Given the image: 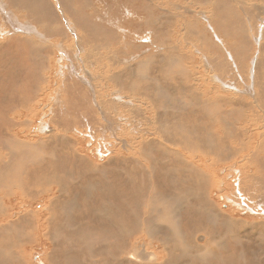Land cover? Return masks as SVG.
I'll return each instance as SVG.
<instances>
[{"label": "rangeland", "instance_id": "rangeland-1", "mask_svg": "<svg viewBox=\"0 0 264 264\" xmlns=\"http://www.w3.org/2000/svg\"><path fill=\"white\" fill-rule=\"evenodd\" d=\"M58 1L66 17L52 11L56 34L39 38L44 49L30 38L38 34L12 32L11 19L0 18V30L29 39L19 42L22 60L0 65V134L13 133L0 148V264H140L121 259L135 235L140 250L157 251L143 264H264V0ZM11 4L0 11L24 6ZM137 171L139 199L124 195L118 204L105 193L118 180L117 196ZM169 195L181 196L174 218H184L172 225L184 239L161 223ZM170 244L184 254L170 258ZM204 245L216 253H200Z\"/></svg>", "mask_w": 264, "mask_h": 264}, {"label": "bare ground", "instance_id": "bare-ground-1", "mask_svg": "<svg viewBox=\"0 0 264 264\" xmlns=\"http://www.w3.org/2000/svg\"><path fill=\"white\" fill-rule=\"evenodd\" d=\"M23 2L24 4V6H19V7H21L22 9H20V10H18L17 8H15L16 9V12H14V10L13 11H9V10H7V8L6 9H3V13L1 12L2 11V8L4 7V6H10V8H12V4H11V2L13 3H15V2ZM42 1L43 0H0V9H1V11H0V18L3 20V22H5L6 20H8V19H11V24L10 25H13V27H12V29H13V31L12 32H24L25 30H27V31H33L34 32V34H38V36H36V38H34V37H30L33 41H35V44H36V46H37V48H43V47H45V46H43L42 45V41L43 40H41V39H39V38H44V37H46V36H48V37H50V35H47V34H51V35H53V34H56V30L54 29V27L50 24V22H51V19H52V15L51 14H53L52 13V11L58 16V14H59V17H61L60 19L62 20V18H64V17H66V16H64V12H62V10L60 9V8H58L59 7V1L57 0L56 2L58 3V5H56L53 1V3H51L50 5L49 4H44V6L42 7V5H43V3H42ZM50 1V0H49ZM238 1V0H237ZM25 3H26V5H25ZM47 3V2H46ZM4 4V5H3ZM11 4V5H10ZM238 5V4H237ZM13 7H14V5H13ZM19 12H21V13H23L24 15H26V16H28V17H30L29 18V22L30 23H28V22H23L22 21V19L20 18V16L17 14V13H19ZM20 14V13H19ZM24 15H22V16H24ZM25 17V16H24ZM56 18V17H55ZM24 19V18H23ZM58 19V18H57ZM57 23V22H56ZM31 24H33V25H31ZM59 24V23H58ZM28 25H30V26H28ZM34 25H38V27L40 26V27H42V29H44V26H45V29H44V31H45V33H42V32H40V29H37V28H35L34 27ZM61 27V26H60ZM237 28V27H236ZM218 30V29H217ZM10 30H0V55H1V59H2V61H1V63H0V65L2 64V70H4V68L5 67H8V61H9V64L11 63V62H15V59H20V60H22L23 59V57H22V55H19V53H18V51H19V47H20V45H19V42H28L29 41V39H27V37L25 38V37H23V35L21 36V35H19V36H12V35H9V32ZM11 32V31H10ZM47 33V34H46ZM214 33V32H213ZM212 33V34H213ZM2 34H6V37L4 36V35H2ZM41 34V35H40ZM9 35V36H8ZM40 35V36H39ZM214 35V34H213ZM4 36V37H3ZM217 36V35H216ZM248 38V37H247ZM220 39V38H219ZM221 40V39H220ZM26 43L25 44H23V45H26ZM32 43V42H31ZM44 43V42H43ZM28 44V43H27ZM28 46V45H27ZM35 46V45H34ZM33 46V47H34ZM49 46V45H48ZM31 48V47H30ZM35 48V47H34ZM44 49V48H43ZM43 49H41V50H43ZM37 54V53H36ZM39 58V57H38ZM153 59V58H152ZM40 60V59H39ZM37 61V60H36ZM16 65V64H15ZM100 65V64H99ZM40 67V66H39ZM37 68V67H36ZM26 69V68H25ZM39 69V68H38ZM42 70V69H41ZM46 71V70H45ZM74 72V71H73ZM76 72V71H75ZM40 76H42V75H40ZM1 77V76H0ZM24 77V76H23ZM28 77V76H27ZM67 79V78H66ZM21 81V80H20ZM39 81V80H38ZM81 81V80H80ZM27 82V81H26ZM189 83V82H188ZM82 84V83H81ZM194 85V84H193ZM45 86V85H44ZM149 86H150V84H149ZM186 86V85H185ZM148 87V86H147ZM191 87V86H190ZM9 89V88H8ZM18 89V88H17ZM32 89V88H31ZM161 89L162 90H164V91H166V88L165 87H161ZM172 89V88H171ZM52 90V89H51ZM51 90H50V92H51ZM5 91V90H4ZM183 91V90H182ZM0 92H1V90H0ZM41 92V91H40ZM170 92H171V90H170ZM6 93V92H5ZM195 93V92H194ZM238 93V92H237ZM1 94H3L2 92H1ZM193 94V93H192ZM196 94V93H195ZM194 94V95H195ZM5 95V94H4ZM35 95V94H34ZM41 95V94H40ZM171 95V94H170ZM185 95H186V93H185ZM197 95V94H196ZM238 95V94H237ZM1 96V95H0ZM2 97V96H1ZM92 97V96H91ZM171 97H173V96H171ZM191 97V96H190ZM189 97V98H190ZM194 97V96H193ZM8 98V97H7ZM32 98H33V96H32ZM119 98V97H118ZM168 98H170V97H168ZM121 99V98H120ZM120 99H118V100H120ZM196 99V98H195ZM124 100V99H123ZM122 101V100H121ZM244 102V101H243ZM116 105V104H115ZM145 106V105H144ZM169 106V105H168ZM25 108V107H24ZM100 108V107H99ZM118 108V107H117ZM121 112V111H120ZM119 112V113H120ZM100 113V112H99ZM182 113V112H181ZM13 116V115H12ZM14 119V118H13ZM19 119V118H18ZM2 121V120H1ZM15 121V120H14ZM97 121V120H96ZM111 121V120H110ZM59 123V122H58ZM101 123V122H100ZM4 124V123H3ZM55 124V123H54ZM98 124H99V122H98ZM97 124V125H98ZM162 124V123H161ZM179 127H181V125H182V123L181 122H178V123H176ZM5 125H6V123H5ZM100 126V125H99ZM102 126H104V125H102ZM39 127V126H38ZM47 127V126H46ZM65 127V126H64ZM193 127V126H192ZM68 128V127H67ZM199 128H201V127H199ZM11 129V128H10ZM66 129V128H65ZM64 129V130H65ZM113 129V128H112ZM17 130V129H16ZM244 130V129H243ZM15 131V130H14ZM101 131V130H100ZM11 132V131H10ZM16 132H18V131H16ZM64 132V131H63ZM66 133V132H65ZM13 134V133H12ZM12 134H10V133H8L7 135L6 134H0V136H1V138H0V148L2 149V148H4V147H9L8 145L6 146V144L7 143H10V135L12 136ZM85 134V133H84ZM206 134V133H205ZM17 135H18V133H17ZM46 135H47V133H46ZM70 135V134H69ZM15 136V135H14ZM71 136V135H70ZM196 136H197V134H196ZM198 136H200L199 134H198ZM207 136V135H206ZM22 137V136H21ZM21 137H19V138H21ZM63 137H67V136H63ZM16 138V137H15ZM14 138V139H15ZM51 138V137H50ZM70 138V137H69ZM209 138V137H208ZM214 138V137H213ZM53 139V138H52ZM54 139H55V137H54ZM200 139V138H199ZM204 139H206V138H204ZM22 140H23V138H22ZM26 140V139H25ZM69 140V139H68ZM180 140H182V141H180ZM51 141V140H50ZM64 141H65V139H64ZM66 141H67V139H66ZM76 141V140H75ZM78 141V140H77ZM188 140H183V139H177V140H173V141H171V142H176V143H182L183 145H185L183 142H187ZM204 141V140H203ZM69 143V142H68ZM67 143V144H68ZM204 143V142H203ZM206 143H208V144H211V146L213 147V145L215 144V140L214 139H210L209 141H206ZM17 144H19V143H17ZM52 144V143H51ZM198 144H201L202 145V142H201V140H199L198 141ZM10 145H12V144H10ZM22 145V144H21ZM18 146V145H17ZM11 147V146H10ZM74 147H76V146H74ZM78 147V146H77ZM203 147V146H202ZM17 148H19V147H17ZM72 148H73V146H72ZM196 148V147H195ZM200 148V147H199ZM75 149V148H74ZM66 150V149H65ZM255 150V149H254ZM84 151V150H83ZM12 152V151H11ZM27 152H28V150H27ZM40 152V151H39ZM57 152V151H56ZM78 152V151H77ZM69 154V153H68ZM81 154V153H80ZM63 155V154H62ZM70 155V154H69ZM79 155V154H78ZM227 156V155H226ZM64 158V157H63ZM77 158V157H76ZM79 158V157H78ZM77 158V159H78ZM218 159H221V158H218ZM83 160H85V158L83 159ZM261 160V159H260ZM13 162V161H12ZM11 161H10V164L12 163ZM74 162V161H73ZM72 161H71V163H73ZM18 163V162H17ZM21 163V162H20ZM22 164V163H21ZM104 163H102V165H103ZM113 164V163H112ZM18 165V164H17ZM39 165V164H38ZM100 165V164H99ZM98 165V166H99ZM7 166V165H6ZM46 166V165H45ZM110 165H108L107 167H109ZM130 167V166H129ZM13 168V167H12ZM66 169V168H65ZM106 169V168H105ZM104 169V170H105ZM136 170V169H135ZM102 171V170H101ZM51 172V171H50ZM89 172V171H88ZM128 172H130V171H128ZM139 171H137L136 173H134L133 172V177H130L129 179H128V181L130 182H127V181H122V188H120L121 187V185H120V187H119V189H120V191H119V193H118V195L116 196V193L114 192V190H116V187L119 185V181L117 180H115L116 182H113V184L110 186V188L107 190L106 189V192L105 193H111L112 194V196H113V198H115L116 199V197H118L117 199H120V197L121 196H126V195H137V197L136 198H138L139 199V197H141L142 195L141 194H139V192H141L142 194L145 192V186H143L142 184H139V183H135V179H136V174L138 173ZM140 173V172H139ZM150 173V172H149ZM148 173V174H149ZM47 174V173H46ZM130 175H131V173H129ZM151 174V173H150ZM19 175V174H18ZM51 175V174H50ZM89 175V174H88ZM100 175V174H99ZM99 175H97V176H99ZM120 175V174H119ZM174 175V174H173ZM70 176H71V174H70ZM74 176V175H73ZM91 176H93V174L92 175H90V177ZM116 176H118V175H116ZM154 176V175H153ZM102 177V176H101ZM104 177V176H103ZM143 177V176H142ZM150 177V176H149ZM70 178V177H69ZM172 179H174L173 177H171ZM75 178H73V180H74ZM77 179H80V178H77ZM87 179H88V177H87ZM95 179V178H94ZM96 179H98V178H96ZM95 179V180H96ZM120 179H121V176H120ZM124 179V178H123ZM151 179V178H150ZM156 179V178H155ZM154 179V180H155ZM89 180V179H88ZM122 180V179H121ZM120 180V181H121ZM166 180V179H165ZM78 181V180H77ZM80 181V180H79ZM103 181V180H102ZM156 181H157V179H156ZM163 181V180H162ZM5 182V181H4ZM66 182V181H65ZM92 182V181H91ZM152 182V181H151ZM155 182V181H154ZM158 182V181H157ZM164 182V181H163ZM174 182H176L177 184H178V182L177 181H174ZM173 181H172V183H174ZM79 183V182H78ZM144 183V182H143ZM169 183V182H168ZM172 183H171V185H172ZM175 183V184H176ZM1 184H3V183H1ZM74 184H76V183H74ZM74 184H73V186H74ZM101 184V183H100ZM184 184V183H183ZM85 185H87V184H85ZM89 185V184H88ZM87 185V186H88ZM104 185V184H103ZM94 186V185H93ZM92 186V187H93ZM167 186H169V185H167ZM76 187V186H75ZM106 187V186H105ZM157 188V185L155 186L154 185V188ZM165 187V186H164ZM88 188V187H87ZM158 189V188H157ZM175 189V188H174ZM239 189V188H238ZM29 190H31V186H30V189ZM84 191V193L85 192H87V191H85V189H83ZM186 190H189L188 188H186ZM88 191H89V189H88ZM190 191V190H189ZM238 191H240V190H238ZM80 192H81V190H80ZM96 192H98L97 190H96ZM117 192V191H116ZM153 193H155L154 191H152ZM152 192H151V195H152ZM17 193V192H16ZM19 193V192H18ZM92 193H93V191H92ZM91 193V194H92ZM99 193V192H98ZM239 193V192H238ZM49 194V193H48ZM90 194V195H91ZM156 194H158V193H156ZM16 195V194H15ZM18 195V194H17ZM20 195V194H19ZM97 195V194H96ZM106 195V194H105ZM144 195V194H143ZM155 194H153V196H154ZM180 195V194H179ZM80 196V195H79ZM79 196H78V198H79ZM83 196H84V194H83ZM83 196H81V197H83ZM95 196V195H94ZM94 196H92L93 198H94ZM108 196H110V195H108ZM124 196V197H125ZM156 196V195H155ZM159 196V195H158ZM170 196V195H169ZM97 197V196H96ZM145 196H143V198H144ZM157 197V196H156ZM176 197H178V196H176ZM85 198V197H84ZM93 198H91V199H93ZM100 198V197H99ZM142 198V199H143ZM150 199H152L151 197H149ZM154 198V197H153ZM160 198V197H159ZM163 198V197H162ZM180 198H181V196L180 197H178V198H175V196H174V198L172 197V196H170V200L169 199H166V200H168V201H170V204H169V206H165L164 208H163V210H164V215H163V222H162V220H161V218L160 219H158V220H161V223L163 224H165L166 226L168 225V227H170V228H172V230H173V234L175 233V235L173 236L174 238H175V236H177V237H179V238H181V239H184L182 236H180V234H179V232H178V230L176 231V227H174L173 228V226L174 225H172V224H175L176 223V221H177V219H180V217L178 218L177 216L179 215V211H178V214H177V216L175 217V218H177L176 220H175V218H174V216H175V213H177V207H175L174 208V205H173V203H178V202H180L179 200H180ZM196 198V197H195ZM50 199V198H49ZM68 199V198H67ZM71 199V198H70ZM96 199V198H95ZM97 199H98V197H97ZM116 199V201L118 202V204H121V200H117ZM138 199H136V202H138L137 200ZM141 199V200H142ZM157 199H158V197H157ZM165 198H163V200H164ZM78 200H80L81 201V199H78ZM94 200V199H93ZM93 200H91V202H93ZM107 200H110L109 198H103V200H102V202L99 200V202H101V204H103L104 205V203H106L107 202ZM162 202H163V200L162 199H160ZM16 201V200H15ZM40 201V200H39ZM50 201V200H49ZM148 201H149V199H148ZM151 201V200H150ZM160 201V202H161ZM88 202V201H87ZM116 202V203H117ZM153 202H154V199H153ZM164 202H165V200H164ZM12 203V202H11ZM10 203V208L9 209H13V208H18V206L16 205V203L12 206V204ZM78 203H80V202H78ZM151 203V202H150ZM150 203H149V205H150ZM155 203V202H154ZM153 203V204H154ZM181 203V202H180ZM207 203V202H206ZM7 204V203H6ZM26 204V203H25ZM61 204V203H60ZM98 204V203H97ZM101 204L98 206V207H100L101 206ZM123 204V203H122ZM147 204V203H146ZM160 204V203H159ZM166 204V203H165ZM164 204V205H165ZM49 205H50V203H49ZM86 205V204H85ZM95 205V204H94ZM124 205V207H126L127 208V205L126 204H123ZM128 205H130V203H128ZM132 205H134V202L132 203ZM131 205V206H132ZM148 204H147V207H145V208H147V211H149V213H150V211L153 209V208H150V206H152V204L149 206ZM177 205V204H176ZM175 205V206H176ZM210 205V204H209ZM45 206V205H44ZM81 206H83L82 204H81ZM95 206H97V205H95ZM109 206V205H108ZM114 206V205H113ZM131 206H130V209H131ZM178 206V205H177ZM24 207V206H23ZM88 207V206H87ZM86 207V208H87ZM90 207V206H89ZM98 207H96L97 209H98ZM105 207V206H104ZM110 207V206H109ZM120 207V206H119ZM122 207V206H121ZM202 207V206H201ZM254 207V206H253ZM260 207H261V205H260ZM42 208V207H41ZM44 208V207H43ZM101 208H103V207H101ZM110 208H113V207H110ZM125 208V209H126ZM129 208V207H128ZM200 208V207H199ZM204 208V207H203ZM9 209H7V212L9 213L10 211H9ZM23 209V208H22ZM25 209V208H24ZM94 210H95V208H93ZM105 209V208H104ZM107 209V208H106ZM124 209V208H123ZM122 209V210H123ZM124 209V211H127V209L125 210ZM155 209H157L156 207H155ZM159 209V208H158ZM28 210V209H27ZM34 210V209H33ZM33 210H31V211H33ZM47 210V209H46ZM92 210V209H91ZM99 210V209H98ZM98 210H96V211H98ZM103 210V209H102ZM116 210V209H115ZM132 210H134L133 208H132ZM161 210V209H160ZM198 210V209H197ZM254 210V209H253ZM18 211V210H17ZM21 211H23V210H21ZM25 211H26V209H25ZM63 211H65V210H63ZM71 211V210H70ZM100 211V210H99ZM99 211L96 213V214H98V215H100L99 214ZM108 211V210H107ZM107 211H103V212H107ZM129 211V210H128ZM139 211H140V209H139ZM196 211V210H195ZM207 211H209V210H207ZM13 212V211H12ZM46 212H48V210L46 211ZM77 212V211H76ZM87 212V211H86ZM109 212V211H108ZM119 212H121V211H119ZM129 212H131V211H129ZM184 212H186V211H184ZM16 213V212H15ZM59 212H57V214H58ZM82 213V212H81ZM101 213V212H100ZM118 213V212H117ZM135 213L136 214H138L137 213V211L136 210H134V213L133 212H131V214H134V216L133 217H135ZM160 213V212H159ZM158 213V214H159ZM161 213H162V211H161ZM187 213H188V211H187ZM206 213V212H205ZM211 213L213 214V212L211 211ZM211 213H208V215L210 214V216L212 215ZM86 214H88V213H86ZM94 214H95V212H94ZM103 214V213H102ZM107 214H109V213H107ZM110 214H111V212H110ZM151 214V213H150ZM189 214H191L190 212H189ZM194 214V213H193ZM13 215V214H12ZM60 215V214H59ZM84 215V214H83ZM90 215V213L87 215V216H89ZM104 215V214H103ZM139 215V214H138ZM161 215V216H162ZM185 215V213L183 214V216ZM194 215H196V214H194ZM11 216V215H10ZM15 216H16V214H15ZM86 216V217H87ZM92 216H94V215H92ZM91 216V217H92ZM105 216H106V213H105ZM109 216V215H108ZM112 216H114V215H111V217ZM137 216V215H136ZM150 215H148V217H149ZM159 216H160V214H159ZM191 216V215H190ZM52 217V216H51ZM96 217H98V216H96ZM104 217V216H103ZM121 217V216H120ZM148 217H146V218H148ZM154 219H156L157 220V218H155L154 217V215L152 216ZM157 217V216H156ZM203 217V216H202ZM205 217V216H204ZM207 217V216H206ZM11 218V217H10ZM29 218H30V216H29ZM88 218H90V216L89 217H87V219ZM99 218H100V216H99ZM107 218V217H106ZM115 218V217H114ZM117 218V217H116ZM123 218L124 217H121V218H118V219H120V220H123ZM139 218V217H138ZM150 218V217H149ZM184 217H182V219H183ZM208 218V217H207ZM7 219H9V218H6L5 219V221L7 220ZM18 219H19V217H18ZM17 219V220H18ZM84 219H85V217H84ZM94 219H95V217H94ZM108 219H110L109 217H108ZM131 219H132V217H131ZM137 219V218H136ZM182 219H180V221L182 220ZM186 219V218H185ZM232 219V218H231ZM11 220V219H10ZM43 220V219H42ZM105 219H103V221H104ZM119 220V221H120ZM138 221H139V219H137ZM151 220V219H150ZM156 220H155V222H156ZM157 220V221H158ZM188 220H189V218H188ZM193 220H195V219H193ZM192 220V221H193ZM41 221V220H40ZM124 221V220H123ZM123 221H122V223L121 224H123ZM136 221V220H135ZM138 221H136V222H138ZM145 221V220H144ZM152 221V220H151ZM186 221V220H185ZM27 222V221H26ZM62 222V221H61ZM114 222H116V220L114 221ZM134 222V221H133ZM135 222V223H136ZM153 222H154V220L152 221V223L151 224H153ZM188 222V221H187ZM193 222H195V221H193ZM193 222H191V223H193ZM1 223H4V222H1ZM16 223V222H15ZM96 223V222H95ZM100 223V222H99ZM98 223V224H99ZM180 223V222H179ZM237 223V222H236ZM263 223V222H262ZM7 224V222H5V224H2L1 225V227L3 228V226L4 225H6ZM43 224V223H42ZM97 224V223H96ZM95 224V225H96ZM116 224V223H115ZM126 224V223H125ZM125 224H123V225H125ZM138 224L140 225V224H143L142 222L140 223V222H138ZM155 224H157V222L155 223ZM178 224V223H177ZM186 224V223H185ZM185 224H184V226H185ZM188 224V223H187ZM186 224V225H187ZM195 224V223H194ZM193 224V225H194ZM198 223L196 222V225H197ZM199 224H201V223H199ZM260 224V223H259ZM35 225V224H34ZM101 225H103V224H101ZM100 225V226H101ZM105 225V224H104ZM134 225V224H133ZM132 225V226H133ZM147 225H149V224H147ZM157 225H160L159 223L157 224ZM172 225V226H171ZM179 225V224H178ZM178 225H175V226H177V227H179ZM192 225V224H191ZM233 225H236L235 223L233 224ZM18 226V225H17ZM67 226V225H66ZM131 226V227H132ZM146 226V225H145ZM152 226H155V225H152ZM183 226V225H182ZM237 226V225H236ZM241 226V225H240ZM97 227H98V225H97ZM103 227V226H102ZM105 227V226H104ZM103 227V228H104ZM124 228L126 227V226H123ZM136 227H139L138 225L136 226ZM151 227V226H150ZM159 227V226H158ZM190 227V226H189ZM198 227H200V226H198ZM234 227V226H233ZM260 227V226H259ZM5 228V227H4ZM135 228V227H134ZM155 228H156V226H155ZM162 226H161V228L159 227V232L158 233H160L161 231H163L162 230ZM186 228H187V226H186ZM249 228V227H248ZM35 229V228H34ZM101 230H102V228H100ZM127 229V228H126ZM125 229V230H126ZM128 229H130L129 227H128ZM127 229V230H128ZM143 229V228H142ZM146 229V228H145ZM148 229V230H147ZM146 230L148 231L147 233H149V232H151L150 230L151 229H149V228H147ZM163 229H165V228H163ZM166 229H167V227H166ZM180 229V228H179ZM192 229H193V227H192ZM191 229V230H192ZM196 229V228H195ZM194 229V230H195ZM236 229V228H235ZM117 230V229H116ZM120 230H122V229H120ZM154 230V229H153ZM153 230H152V232H153ZM156 230V229H155ZM189 230V229H188ZM75 231H78L77 229L75 230ZM100 231V230H99ZM105 231H106V229H105ZM137 231V230H136ZM167 231V230H166ZM169 231V230H168ZM236 231V230H235ZM248 231H250V230H248ZM253 231V230H252ZM255 231V230H254ZM260 231H261V229H260ZM6 232V231H5ZM35 232V231H34ZM116 232V231H115ZM125 232H127V231H125ZM138 232V231H137ZM152 232L150 233V234H152ZM42 233V232H41ZM64 233H66L65 231H64ZM101 233H103V231L101 232ZM128 233V232H127ZM155 233V232H154ZM168 233V232H167ZM183 233V232H182ZM96 234V233H95ZM104 234V233H103ZM119 234H123L124 235V233L123 232H119ZM126 234V233H125ZM131 234H132V231H131ZM134 234H136V233H134ZM133 234V235H134ZM157 234V232L155 233V235ZM161 234V233H160ZM164 234V233H163ZM172 234V233H171ZM184 234V233H183ZM183 234H181V235H183ZM256 234V233H255ZM33 235H35V234H33ZM65 235V234H64ZM84 235V234H83ZM85 235H86V233H85ZM84 235V236H85ZM117 235V234H116ZM128 235V234H127ZM145 235H148V236H150L151 237V235H149V234H145ZM191 235V234H190ZM206 235H207V232H206ZM209 235V234H208ZM67 236V235H66ZM92 236V235H91ZM97 236V235H96ZM102 236V235H101ZM125 236V235H124ZM163 236H165V234L163 235ZM166 236H169V235H167L166 234ZM186 236V238L188 237L187 235H185ZM211 236V235H210ZM244 236V235H243ZM86 237V236H85ZM85 237L83 238V239H85ZM93 237H95V235L93 236ZM98 237V236H97ZM110 237V236H109ZM123 237V236H122ZM132 237V236H131ZM130 237V238H131ZM152 237H154V234H153V236ZM156 237V236H155ZM170 237V236H169ZM205 237V236H204ZM46 239H47V237H45ZM104 238V237H103ZM108 237H106L105 239H107ZM129 238V240H128V237H127V240L129 241L128 242V244H129V249L130 250H128L129 252H127V256L125 257V258H121V259H123L122 261H124V260H126V261H128V260H131V259H133V260H135V262H136V260H138L139 261V259H141V260H143V261H145V262H150V261H152V259H153V257H154V255H155V257H157V251H155V250H147V248H145V249H143V250H140L136 245H135V241H136V243H137V237H136V235L135 236H133V238H135V241H133V240H131ZM139 238V237H138ZM141 238V237H140ZM159 238V237H158ZM165 238V237H164ZM192 238V237H191ZM223 238V237H222ZM231 238H232V236H231ZM235 238V237H234ZM31 239V238H30ZM101 239V238H100ZM151 239V238H150ZM153 239V238H152ZM171 239V238H170ZM175 239H177V238H175ZM174 239V241L173 242H175V241H177V240H175ZM180 239V240H181ZM188 239V238H187ZM187 239H185V241L187 240ZM208 239V238H207ZM230 239V238H229ZM255 239V238H254ZM261 239V238H260ZM8 240V239H7ZM123 240V239H122ZM168 240V239H167ZM217 240V239H216ZM219 240V239H218ZM223 240V239H222ZM30 241V240H29ZM84 241V240H83ZM83 241H81V242H83ZM86 241H87V239H86ZM125 240H123L122 241V243L124 242ZM153 241V240H152ZM171 241V240H170ZM169 241V242H170ZM182 241V240H181ZM185 241H184V243H185ZM191 241L193 242L194 240L193 239H191ZM259 241V240H258ZM5 242V241H4ZM75 242V241H74ZM87 242H89V241H87ZM102 242V241H101ZM106 242V241H105ZM110 242V241H109ZM114 242H117V241H115L114 240ZM160 242V241H159ZM178 242V241H177ZM216 242V241H215ZM261 242V241H260ZM259 242V243H260ZM7 243V242H6ZM31 243V242H30ZM108 243V242H107ZM107 243H105V244H107ZM142 243V242H141ZM152 243V242H151ZM167 243V242H166ZM183 243V242H182ZM184 243H183V245H184ZM220 243V242H219ZM85 244V243H84ZM109 244V243H108ZM113 244V243H112ZM144 244V243H143ZM150 244V243H149ZM161 244H163V243H161ZM176 244H178V243H176ZM176 244H175V246H176ZM185 244H187V242L185 243ZM193 244V243H192ZM192 244H191V246H192ZM29 245V244H28ZM75 245V244H74ZM92 245V244H91ZM119 245V244H118ZM122 245V244H121ZM180 245V244H179ZM179 245H177L178 247H179ZM183 245H182V247H183ZM208 245V244H207ZM232 245V244H231ZM258 245V244H257ZM52 246V245H51ZM90 246V245H89ZM95 246V245H94ZM115 246V245H114ZM124 246V244L122 245V247ZM126 246V245H125ZM144 246V245H143ZM152 246V245H151ZM150 246V247H151ZM168 246V245H167ZM170 246V247H169ZM168 247H166V246H164L165 248H167V253H175V250H176V248L175 249H173L175 246L174 245H172V246H174V247H172L171 248V244L169 245ZM91 247V246H90ZM89 247V248H90ZM106 247V246H105ZM107 247H108V245H107ZM117 247H119V246H117ZM127 247V246H126ZM184 247H185V245H184ZM189 247V246H188ZM187 247V248H188ZM202 247V246H201ZM204 247H205V250L203 249V248H198L197 250H201V249H203V250H201L200 251V253L202 252V254L203 253H206V254H208V252H210V250L212 249V248H210V247H208V246H206V245H204ZM213 247V246H212ZM112 248H113V246H112ZM112 248H111V250H112ZM128 248V247H127ZM126 248V249H127ZM209 248H210V250H209ZM230 248V247H229ZM259 248V247H258ZM120 248H118L117 250H119ZM125 249V248H124ZM183 248H181L180 249V253H178V254H176V255H171V257L170 258H177L178 257V255L179 254H184V249L182 250ZM186 249V248H185ZM189 249H190V247H189ZM213 249H214V247H213ZM216 249V248H215ZM232 249V248H231ZM103 250V249H102ZM196 250V251H197ZM8 251V250H7ZM92 251V250H91ZM124 251V250H123ZM240 251V250H239ZM93 252V251H92ZM91 252V254H93V255H95L94 253H92ZM125 252V251H124ZM123 252V253H124ZM187 252V251H186ZM195 252V251H194ZM211 252H214V253H216L215 251H211ZM210 252V253H211ZM220 252V251H219ZM228 252V251H227ZM231 252V251H230ZM234 252V251H233ZM8 253V252H7ZM83 253V252H82ZM109 253V252H108ZM121 253V252H120ZM188 253V252H187ZM197 253V252H196ZM209 253V254H210ZM213 253V254H214ZM221 253V252H220ZM236 253H239L238 251L236 252ZM244 253V252H243ZM249 253V252H248ZM60 254L62 255L63 253H61L60 252ZM80 254H81V252H80ZM88 254V253H87ZM116 254V253H115ZM126 254V253H125ZM212 254V255H213ZM225 254V253H224ZM232 254V253H231ZM240 254V253H239ZM239 254H237V255H239ZM252 254H254V253H252ZM39 255V254H38ZM57 255V254H56ZM168 255V254H167ZM186 255H188V254H186ZM211 255V254H210ZM215 255H217V254H215ZM220 255V254H219ZM228 255H230V254H228ZM233 255V254H232ZM231 255V256H232ZM72 256V255H71ZM88 256V255H87ZM115 256H117V254L115 255ZM119 256V255H118ZM121 256V255H120ZM119 256V257H120ZM201 256V255H200ZM240 256V255H239ZM243 256H245V255H243ZM249 256V255H248ZM57 257V256H56ZM60 257V256H59ZM75 257V256H74ZM83 257V256H82ZM199 257V256H198ZM203 257V256H202ZM201 257V258H202ZM219 257V256H218ZM224 257V256H223ZM230 257V256H229ZM70 258V257H69ZM115 258H117V257H115ZM165 258V257H164ZM196 258V257H195ZM200 258V259H201ZM53 259V258H52ZM58 259V258H57ZM67 259V258H66ZM70 259H72V258H70ZM69 259V260H70ZM82 260L84 259V258H81ZM81 259H80V261H81ZM108 259V258H107ZM161 259H162V257H161ZM92 261H94L93 259H91ZM165 260V259H164ZM196 260V259H195ZM216 260L218 261V259L216 258ZM221 260H225L224 258L223 259H221ZM228 260V259H227ZM241 260V259H240ZM246 260V259H245ZM56 261H58V260H56ZM79 261V260H78ZM77 261V262H78ZM84 261V260H83ZM82 261V262H83ZM101 261H102V259H101ZM100 261V262H101ZM118 261H120L121 262V260H118ZM117 261V262H118ZM143 261H139L140 262V264H143L144 262ZM154 261V260H153ZM156 261V260H155ZM206 261H207V259H206ZM229 261V260H228ZM236 261V260H235ZM243 261H244V259H243ZM247 261V260H246ZM250 261V260H249ZM81 262V263H82ZM103 262V261H102ZM116 262V263H117ZM134 262V263H135ZM199 262V261H198ZM202 262V264H204L203 263V261H201ZM224 262H227V261H224ZM57 263V262H56ZM70 263V262H69ZM110 263V262H109ZM131 263V262H130ZM130 263H127V264H130ZM160 263H162V262H160ZM168 263H169V261H168ZM205 263H207V262H205ZM218 263V262H217ZM220 263V262H219ZM218 263V264H219ZM246 263V262H245ZM84 264V263H83ZM87 264V263H86ZM89 264V263H88ZM105 264V263H104ZM107 264V263H106ZM121 264V263H120ZM124 264H126V263H124ZM155 264V263H154ZM201 264V263H200ZM226 264V263H225ZM236 264V263H235Z\"/></svg>", "mask_w": 264, "mask_h": 264}]
</instances>
